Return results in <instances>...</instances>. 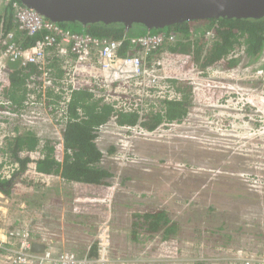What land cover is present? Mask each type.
<instances>
[{
  "label": "rangeland",
  "instance_id": "obj_1",
  "mask_svg": "<svg viewBox=\"0 0 264 264\" xmlns=\"http://www.w3.org/2000/svg\"><path fill=\"white\" fill-rule=\"evenodd\" d=\"M235 56L237 67L223 61L203 72L169 55L168 70L193 91L189 116L147 137L114 120L104 126L96 142L114 176L99 191L41 176L33 164L14 175L10 143L22 156L63 161V124L52 107L57 95L39 92L42 80L26 85L21 106L10 103L5 91L16 68L0 60V178L12 179L10 195L0 192V232L25 229L77 257L103 237L115 264H223L238 251L264 258V72L256 70L264 57L246 66L242 51ZM122 86L110 94L123 98ZM154 209L178 222L177 241L149 240L136 215Z\"/></svg>",
  "mask_w": 264,
  "mask_h": 264
},
{
  "label": "trees",
  "instance_id": "obj_2",
  "mask_svg": "<svg viewBox=\"0 0 264 264\" xmlns=\"http://www.w3.org/2000/svg\"><path fill=\"white\" fill-rule=\"evenodd\" d=\"M16 1L22 3L20 0L9 2L3 0L0 6V40L4 39L9 32L15 31L16 38L21 41V44L24 47H31L42 35L28 37L24 32L17 29L12 7V3ZM59 25L73 33L89 34L96 38L115 40L138 37L148 33H165L167 35L176 33L182 35L184 40L177 42L175 46L170 48V51L185 57L188 67L197 68L203 72L216 67L223 61H227L226 66L228 69L237 67L242 62V57L235 56L239 50L243 52V56L247 61L246 66H255L264 57V17L260 19L197 20L151 31L143 25H134L130 29L122 24L105 25L99 23L86 27L79 23H59ZM209 32H212L213 36L208 37ZM135 53L136 49L127 41L121 48L119 55L127 57ZM160 56L161 51H158L153 55V58ZM9 64L11 67L16 68V71L10 76L11 83L5 91V96L12 103L21 106L28 93L27 81L34 74H38V71L35 66L24 69L20 68L16 62H10ZM49 67L52 69L51 74L53 77L57 80L63 79L64 71L57 59L52 61ZM256 70L264 72V60ZM172 88L179 95V98L159 100L154 104H150L148 108H143V117L140 114L141 109L119 110L113 104L106 102L104 98H98L90 91L74 92L67 106V122L62 133L63 161L50 156L36 160L30 156H22L19 146L16 144L13 147V143H10L12 162L17 165L14 175L24 174L29 166L33 164L36 172L60 177L66 184L80 183L109 186V181L114 175L109 169L102 166L104 153L96 142L98 138L97 129L113 120L121 127L141 126L150 132L157 130L163 124L182 122L190 114L193 91L190 86H184L183 83L177 81H173ZM53 96L55 95L53 94ZM55 97H57L56 101L60 98L58 95ZM109 153H115V148L113 147ZM11 184L12 179L0 178V192L9 196ZM168 197L170 195H163V198L167 199ZM136 217H141L146 224V232L151 235L149 240L157 238L163 244H168L172 240L177 241L181 228L167 211L154 209L138 214ZM31 236L34 241H46L40 235L33 236L31 234ZM96 254L97 247H94L91 256Z\"/></svg>",
  "mask_w": 264,
  "mask_h": 264
},
{
  "label": "built area",
  "instance_id": "obj_3",
  "mask_svg": "<svg viewBox=\"0 0 264 264\" xmlns=\"http://www.w3.org/2000/svg\"><path fill=\"white\" fill-rule=\"evenodd\" d=\"M12 7L19 31L24 32L28 37L39 34L42 36L33 46L24 47L16 38V32H9L4 39L0 40V60L16 62L20 68L24 69H29L31 66L37 68L38 74L31 76L26 85L29 86L32 83L31 85L34 86L32 88L35 89V83L42 80L39 92L46 95L45 92L50 87L53 94L60 97L57 101L54 100L52 107L54 110L60 107L57 122L63 124L62 133L67 122V106L76 91H90L98 98H104L106 102L113 104L119 110L141 109L142 117L143 108H148L150 104L159 100L179 98L172 88V83L173 81L182 82L184 79L171 74L168 70V65L171 64L169 55L172 54L170 48L177 42L176 33L168 35L148 33L121 40L101 39L89 34L65 30L58 23L45 19L23 3L13 2ZM211 36L213 33L209 32L208 37ZM127 41L136 49V53L121 57L119 52ZM158 51H161V56L153 58ZM175 55L186 59L182 55ZM55 59L59 61L64 71V77L61 80H57L51 74L52 69L49 65ZM121 85L127 88L128 95L126 96L124 92L123 98L112 96L111 86ZM104 126L106 125L97 129V134L103 130ZM118 127L144 137L152 136L158 130L150 132L141 126ZM5 235H7L6 240L0 241V264L114 263L107 259L108 245L103 237H101L102 243H99L95 256H91L93 249L90 248L84 257H77L69 252H56L50 244L42 254L32 252L31 246L34 240L30 231L25 229H15L6 232ZM221 262L223 264H264V258H256L244 251H238L231 258L227 256Z\"/></svg>",
  "mask_w": 264,
  "mask_h": 264
},
{
  "label": "water",
  "instance_id": "obj_4",
  "mask_svg": "<svg viewBox=\"0 0 264 264\" xmlns=\"http://www.w3.org/2000/svg\"><path fill=\"white\" fill-rule=\"evenodd\" d=\"M54 23L143 25L163 29L208 19H260L264 0H20ZM48 242H32L31 251L42 254Z\"/></svg>",
  "mask_w": 264,
  "mask_h": 264
},
{
  "label": "crops",
  "instance_id": "obj_5",
  "mask_svg": "<svg viewBox=\"0 0 264 264\" xmlns=\"http://www.w3.org/2000/svg\"><path fill=\"white\" fill-rule=\"evenodd\" d=\"M55 158V157H54ZM57 159V158H56ZM57 160H59V161H61L60 159H57ZM42 176H45V175H42ZM46 176H48V175H46ZM51 177V176H50ZM57 177V176H56ZM60 178V177H59ZM61 179V178H60ZM76 185H79V187L81 188V189H83V190H90V191H99V187H102V186H95V185H86V184H80V183H78V184H76ZM7 235H5V232H3V233H1L0 232V241H2V240H6V237Z\"/></svg>",
  "mask_w": 264,
  "mask_h": 264
}]
</instances>
